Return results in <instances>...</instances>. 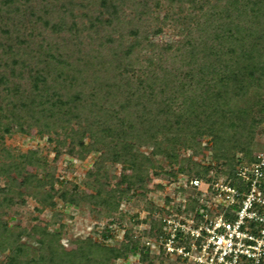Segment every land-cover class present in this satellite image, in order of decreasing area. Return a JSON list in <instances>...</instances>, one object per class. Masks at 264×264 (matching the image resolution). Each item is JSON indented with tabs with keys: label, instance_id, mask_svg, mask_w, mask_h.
I'll return each instance as SVG.
<instances>
[{
	"label": "trees",
	"instance_id": "1",
	"mask_svg": "<svg viewBox=\"0 0 264 264\" xmlns=\"http://www.w3.org/2000/svg\"><path fill=\"white\" fill-rule=\"evenodd\" d=\"M175 3L178 18L169 10ZM22 7L37 23L35 34L15 30L13 16ZM162 7L161 20L156 11ZM169 22L179 27L181 39L166 37L159 44ZM32 121L47 133L62 132L82 152L86 137L106 149L96 163L94 192L60 195L67 205L92 204L110 216L134 186L145 189L154 160L138 146L175 161L178 149L197 155L198 139L209 137L212 158L224 161L226 177L233 178L240 163L255 161L250 142L264 122V0H0V177L8 185L21 178L19 186L43 187L26 169L35 165L33 152L14 155L3 145ZM236 152L243 161L235 160ZM106 161L132 171L110 190L101 182ZM188 162L190 169L178 171L190 178L210 169L192 157ZM51 190L44 192V207L55 205ZM187 202L196 204L189 196ZM12 204L0 187V207ZM160 231L154 219L147 236ZM36 232L44 244L30 251L0 218V264H111L141 245L126 235L130 244L121 248L87 240L69 254L59 248L58 233Z\"/></svg>",
	"mask_w": 264,
	"mask_h": 264
},
{
	"label": "rangeland",
	"instance_id": "2",
	"mask_svg": "<svg viewBox=\"0 0 264 264\" xmlns=\"http://www.w3.org/2000/svg\"><path fill=\"white\" fill-rule=\"evenodd\" d=\"M32 8L35 9V6H30V10L34 12ZM169 10L170 14H176L173 18H178L181 9L177 3L173 4ZM156 12L162 14V20L166 9L162 7ZM187 14L188 6H185L183 15ZM29 15V9L22 7L20 15L13 16V23H16L15 30L26 31L27 35L38 32L36 31L37 23L33 21L34 17L30 22ZM39 27L40 25L38 30ZM162 30V35L157 40L159 44L164 42L166 37H170L173 41L181 39L176 36L180 32L179 27L176 28L172 22L162 26ZM142 55H147V52L142 51ZM49 133L45 128H38L32 121L25 132L5 137L3 142V145L14 155L33 152L32 162L35 165L28 166L26 169L36 175L38 180L41 179L43 184V187H38L36 183L19 186L22 179L17 178V186H11L8 185L7 179L0 177V187L5 188L13 198L11 206L0 207V218L11 230L21 234V242L28 246L30 251L42 247L44 239L36 232V229H45L59 234L60 249L66 253L75 254L87 240L117 249L130 244L126 235L136 236L141 239L140 250L136 254L113 260L111 264H179L165 256L160 257L161 253L157 250L146 251L144 243L148 237V228L154 222L157 213H162L167 207H176L180 201L184 200V196L186 198L189 196L191 199L195 195L194 188L189 185L190 180L195 178H190L188 174L178 171L179 168L192 167L188 162L190 157L200 166L210 167L208 173L201 174L199 179L210 181L226 177L224 172H227L228 168L225 162L212 158L211 138L198 139L200 152L197 155H194L192 150L178 149L175 161L160 155L151 156L154 154L152 147L138 146L139 153L154 160L153 168L149 170V177L145 181L146 187L141 190L138 186H134L121 199L117 211L107 216L92 204L80 202L78 206L67 205L60 198V195L66 193L72 196L94 192L93 174L97 169L96 163L106 149L94 147L92 139L86 137L84 148L87 152H82L73 141L65 139L62 132ZM259 153H264V122L256 126L250 142L251 157L255 158ZM234 158L243 161L244 155L236 152ZM104 167L101 173L105 174L107 179H102L101 182L105 184L106 190L116 188L123 176L132 174L128 166L113 161H106ZM51 181L53 191L48 185ZM121 188L125 189L126 185H122ZM180 188L185 189L186 192H181ZM50 190L54 197L53 208L44 207L41 203L44 192ZM143 254H146L149 259L142 260Z\"/></svg>",
	"mask_w": 264,
	"mask_h": 264
},
{
	"label": "built area",
	"instance_id": "3",
	"mask_svg": "<svg viewBox=\"0 0 264 264\" xmlns=\"http://www.w3.org/2000/svg\"><path fill=\"white\" fill-rule=\"evenodd\" d=\"M189 185L196 204L188 207L184 196L157 213L161 231L147 237L144 249L179 264H264V153L240 163L233 178Z\"/></svg>",
	"mask_w": 264,
	"mask_h": 264
}]
</instances>
